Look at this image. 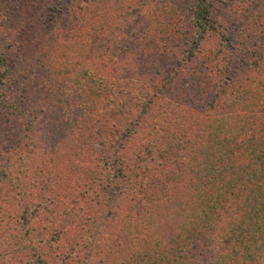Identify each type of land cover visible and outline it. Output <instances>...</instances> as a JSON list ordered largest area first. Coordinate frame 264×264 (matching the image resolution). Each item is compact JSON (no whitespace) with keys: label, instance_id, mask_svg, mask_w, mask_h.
<instances>
[{"label":"trees","instance_id":"trees-1","mask_svg":"<svg viewBox=\"0 0 264 264\" xmlns=\"http://www.w3.org/2000/svg\"><path fill=\"white\" fill-rule=\"evenodd\" d=\"M37 1L0 0V115L3 123L0 129V193L7 190L10 195L14 193L19 196L20 201L24 199L20 182L14 179L10 172L13 160L11 158L20 150V145H17L19 140L14 144L11 139H7L19 123H26L27 129H33L34 124L28 116L36 113L46 115L55 127L61 129H68L71 125L82 128L81 124L86 117L99 114L98 102L89 95V88L96 92L106 79H101L95 70L90 68L93 57L86 54L84 56V50L94 41H97L99 52L104 48V54L98 55V60L113 64L112 70L116 75L114 77L118 81L117 85L123 84V80L128 78L129 82L125 85L129 86L130 91L132 87L136 88L139 78L143 80L146 77L148 83L142 84L141 89L148 92L147 90L152 88L151 84L158 83L159 87L155 88L159 94L157 97H163L161 100L165 101L168 92L175 91L171 89L169 79L183 78L185 75L189 79V82L185 79V83L199 88L204 86L200 82V74L209 75L212 71L205 66V61L210 57L205 56L202 44L207 37L214 34L221 35L222 39L227 38L222 58L226 66L222 71L217 70V74H212L217 76L218 80L212 85L213 80L209 79V85L206 84L205 89H195L194 93L201 102H209L205 108L225 98L228 105L224 108L222 117L224 116L226 121L231 120L232 116L245 114L251 117L254 125L261 126L259 133L257 129H251L249 133L238 132L236 144L239 143V153H246L249 151V145L256 146L259 140H264V0H149V3L145 2L146 0H115L119 3L118 7L113 2L111 4V0H40L44 3L50 2V5L39 6L35 4ZM142 1L144 5L140 7ZM219 2L222 6L230 8L233 13L228 19L233 28L227 32L219 29L214 13ZM147 5L153 7L152 13H155L150 21L145 20L144 11ZM133 18L140 20L134 26L127 24L134 23ZM10 21L17 25L11 30L7 28ZM116 34H121L118 36L125 40L121 48L120 45L116 46V49H121L120 53L105 49L117 40ZM66 47L74 53L73 62L89 65L83 75V80L88 81L87 83L84 84L80 80V83L77 81L75 84L73 78L75 79L76 75L70 72L66 74L63 72L64 68L60 70V66L54 67L55 61L63 62L62 50ZM216 53L218 54V51ZM157 57L165 59V62L171 58L175 60L168 80H163L160 71L156 69ZM50 59H54L52 63L49 62ZM64 60L65 65L70 62ZM88 69L91 70L90 73L87 72ZM125 69L130 72L127 74ZM253 72L258 73V79L251 77ZM105 85L108 83L105 82ZM184 95L186 92L179 88L171 102L175 98L174 104L183 109L185 104L182 102L190 101ZM152 105L151 98L146 100L141 112L144 113L145 109ZM208 121L209 119L197 124V120L194 124L200 128L212 129L213 124L210 128ZM222 121L227 125L223 119ZM211 122L213 123L212 120ZM222 127L225 129L226 126ZM27 129L24 133L22 131L20 142L24 143L29 139L33 144L28 146L37 149L38 144L34 143V136L28 137ZM126 130L127 133L123 132L121 137L135 133L134 129ZM122 147V144L118 143L116 151L119 153ZM250 152L252 153L251 150ZM118 153L107 155V163L111 167L104 179H99L105 187L109 204H114L115 199L118 200L120 196L129 195V192L122 193L123 183L120 182L126 178V169L131 171L134 168L123 160L120 162ZM241 154L231 153L230 156L243 160ZM257 155L260 159L251 162L250 167L253 170L248 172L246 182H232L227 177H220V169L213 164L207 169L204 166L203 174L194 178L193 185H198L197 188L189 189L188 194L185 188L182 190L178 183H173V177L180 178L184 174L181 165L177 170L166 172L164 177L150 180L145 187L129 185L127 191L140 192L143 194L142 201L146 198L150 200L155 185L161 194L175 192V211L170 216L174 217L178 224L180 222L181 227H178L176 232L165 234V237L160 234V245L152 247L145 244L142 249L137 248L131 239L128 246L118 247V250L112 249L110 246H113V243L117 245V241L112 238L108 245L110 256H106L104 260L111 264L116 261L118 254H121L125 259L123 264H264V245L257 248L252 235L264 228V208L257 207L264 200V149L259 152L257 148ZM150 158L149 156L148 159ZM136 159L148 170V159L143 160L141 155H137ZM170 166L172 167L173 163L165 164V168ZM229 170L230 168L225 171ZM219 179H222V186H219ZM128 182L130 183V179ZM243 203L246 205L241 208ZM146 209L147 207L143 206L133 213L136 215L128 213L121 228L125 239L130 238L134 224ZM188 210L193 211L192 215L197 213L198 216L191 217ZM2 211L1 209L0 231H4L3 235H8H4L6 252L0 253V263H3V260L7 264L11 263V256L19 258L28 248L33 254L31 261L28 260L26 264H78L81 261L80 253L77 254L73 248L63 251L64 248L61 247L63 250L59 254L60 261H55L51 260L53 257L49 255L51 246L44 250L39 245L37 249L31 239L23 240L27 236L9 235L10 214ZM178 211L183 216L179 213L176 215ZM246 215L247 220H243ZM32 217L33 214L28 218ZM21 220L23 225L30 222L25 216L21 217ZM144 220L151 222L147 213ZM20 230L29 232L23 228ZM236 232H239V235H236ZM155 233L159 234L157 230ZM2 237L1 235V239ZM28 237L31 238V235ZM217 238L223 244L222 255L217 254L212 247ZM55 241L57 242V239ZM228 250L234 254L232 262L229 261L232 258L226 253Z\"/></svg>","mask_w":264,"mask_h":264},{"label":"rangeland","instance_id":"rangeland-1","mask_svg":"<svg viewBox=\"0 0 264 264\" xmlns=\"http://www.w3.org/2000/svg\"><path fill=\"white\" fill-rule=\"evenodd\" d=\"M110 2L116 4V7L119 5L115 0ZM145 2L149 3V0ZM35 4L38 6L50 5V2L44 3L38 0ZM139 5L140 7L143 6L144 2H140ZM44 9L46 10V6H44ZM152 9L154 8L150 5L145 7V20H152L155 14L152 13ZM214 13L222 32H227L233 28L232 23L228 20L233 14L230 8L222 6L219 2ZM133 20L134 23L127 22V24L134 26L140 18H133ZM14 26L17 25L10 21V26L8 24L7 28L11 30ZM190 29L192 30V27ZM118 35L117 40L111 42L110 49L108 46L105 48L109 52H121L119 48L122 47L125 40ZM96 42L94 41L91 46L84 50V56L86 54L93 57L90 68H93L96 74L101 79H106L105 82L108 83V85H105L104 82L96 92L89 88V95L98 102L97 112L99 114L97 116L90 114L89 117H86L81 124L82 128L71 125L68 129H61V127H55L53 121L47 118L46 115L35 113L28 116L34 124L33 129H27L26 123H19L17 129L12 131L14 133L7 136V139H11L14 144L19 140L17 145H20V150L16 156L11 158L13 160L10 172H12L13 178L20 182L24 199L20 201L19 196L14 193L10 195L7 190L0 193V215L1 209L2 212L5 211V214H10L9 225H11V230H9V235L27 236L23 240L28 241L31 239L35 248L41 245L44 250H48V246H51V249H49L51 254L49 255L53 257L51 260L55 261L60 258L59 254L63 250L62 247L64 248L63 251H69L70 248H73L77 254L80 253L79 256L82 259L78 264H108V260L104 259L106 256H110L108 245H110L109 242L112 238L117 241V245L113 243V246L110 247L116 250L123 245L128 246L130 244L129 239L133 241L132 243H136L137 248L140 247L141 249L145 244L152 247L160 245L162 238L160 234L165 237V234L176 232L178 227H181V223L179 222V226L178 221L170 216L175 211L173 208L175 203L173 193L175 192L161 194L155 185L150 200L146 198L142 201L143 194L136 190L134 192L127 191L129 185H144L143 187H145L150 180L155 181V179L164 177L166 172L177 170L178 166L181 165L184 174L176 179L172 176L173 183H178L180 189H186L188 194L189 189H196L198 186L193 185L194 178L196 179V176L203 174L205 167L207 169L213 164L220 169V177H227L232 182L235 180L246 182L248 172L253 170L250 167L251 162L260 159L257 155V148L259 152L264 149V140L261 139L256 143V146L250 147L249 145V148L246 146L249 149L246 153H239V147L237 146L239 143L236 144L238 132L249 133L251 129H257L256 131L259 133L262 130L261 126L254 125L251 117L245 114L232 116L231 120L226 121L224 116L222 117L224 108L228 105L225 98L220 100L219 103L210 104L211 107L205 108L209 102L207 100V103L201 102L194 93L195 89H205V85H209V79L213 80L212 85H215L216 80H218L217 76L212 74L214 72L217 74V70L222 71L226 66L222 58L227 38L222 39L221 35L214 34L207 37L202 44L205 56L210 57L205 61V66L212 71L209 75L200 74L201 78L199 79H201L200 82L204 86L199 88L198 86L193 87L187 82L185 83V79L189 82L185 75L183 78L169 79L171 89L175 91L168 92L167 98L164 97L165 101L161 100L163 97H157L159 94L155 88L159 87L158 83L151 84L150 87L152 88L148 89V92L141 89L142 84L148 83L146 77L143 80L139 78L136 88L132 87L130 91L128 90L129 86L125 85L129 82L128 78L123 80L124 85H117L118 81L115 80L116 77L114 76L116 75L112 70L113 64L98 60V55L104 54V48L99 52ZM117 45H120L117 48L119 50L116 49ZM68 50L66 47L62 51L64 59L70 62L68 61L69 63L65 65L64 59L60 63L55 61L54 67L60 66V70L64 68L63 72L66 74L70 72L74 76L76 75L75 79L73 78L75 84L77 81L80 83V80L84 84L87 83L88 81H84L83 75L89 65L85 66L73 62L74 53ZM216 51H218V54ZM53 60L50 59L49 62L52 63ZM164 60L157 57L156 69L160 71L163 80H168L175 65V60L173 58L167 62ZM70 66L71 71H69ZM60 70L59 72H61ZM125 70L127 74L130 72L128 69ZM87 72L90 73L91 70L88 69ZM251 77L258 79L259 75L253 72ZM89 84L91 83L89 82ZM179 88H183L186 92L184 97L190 100L189 102H182L185 104L183 109L174 104L173 100L175 98L171 102V98L179 91ZM210 97L208 100H210ZM150 98L153 105L149 109L146 108L145 112L142 113L146 100ZM203 99L205 98L203 97ZM218 117L220 118L217 119ZM208 119L210 128L213 124L212 129L200 128L197 125L203 123V121L206 122ZM222 119L227 125L224 124ZM195 120H198L197 124H194ZM223 125L226 126L225 129L222 127ZM2 126L0 115V129ZM26 129L28 137L34 136V139H32L34 143L38 144L37 149L28 146L30 143L33 144L29 139L24 142L25 144L20 142V135ZM126 129H134L135 133L130 134L128 137L125 135L121 137L123 132L124 134L127 133ZM31 130L34 131L30 132ZM13 137L14 139H12ZM118 143L123 146L119 153L116 151ZM116 153L121 159L120 162L123 160V162L132 165L134 168H140H133L131 171L126 169V178L122 179L120 184L123 183L122 193L129 192V195L120 196L118 200L115 199L114 204H109L105 187L99 182V179H104V176L109 173L111 165L107 163L109 159L107 155H115ZM229 153L241 154V159L244 161L238 158L234 159ZM137 155H141L143 160L148 159L149 156L151 157L146 162L148 170L145 169L142 162H139V159H136ZM248 156H251V158ZM166 163H173V166L165 168ZM136 164L140 166L135 167ZM228 168L230 170L226 172L225 170ZM231 175L232 178H230ZM128 179H130V183ZM218 183L219 186H222V179H219ZM260 203L262 204H258L257 207L264 208V200ZM245 205L243 203L241 208ZM143 206H146L147 209L134 224V230L130 238L125 239L121 228L127 219L128 213L136 215L133 213L138 212ZM179 211L176 212V215ZM192 212L188 210L191 217L198 216L197 213L192 215ZM146 213L151 222L144 220ZM30 214H33L31 219L28 218L31 216ZM179 215L183 216L181 212ZM23 216L26 220L29 219L30 222L24 225L21 224V217ZM243 220H247V215L246 218L243 217ZM21 228L29 232H22ZM155 230L159 234L155 233ZM3 232L0 231L1 254L6 252L4 235H8L7 233L3 235ZM61 232L63 233L61 234ZM56 234L57 236H55ZM1 235L3 236L2 239ZM28 235H31V238ZM236 235H239V232H236ZM252 235L253 239L255 238L253 241L255 246L261 248L264 245V228L257 230ZM212 247L217 254L222 255L223 244L219 238L215 240ZM226 253L232 258L229 260L232 262L234 259L232 251L228 250ZM32 254L33 252L28 248L19 258L11 256L12 258H9L11 263L9 264H26L28 260L31 261ZM123 262H125V259L121 254H118L116 261L111 264H123ZM0 264L7 263L3 260V263Z\"/></svg>","mask_w":264,"mask_h":264}]
</instances>
